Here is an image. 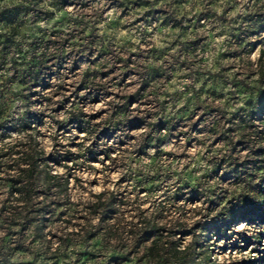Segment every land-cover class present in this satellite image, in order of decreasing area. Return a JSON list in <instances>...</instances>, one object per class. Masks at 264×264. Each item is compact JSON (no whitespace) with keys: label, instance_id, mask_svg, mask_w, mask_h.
<instances>
[{"label":"rangeland","instance_id":"1","mask_svg":"<svg viewBox=\"0 0 264 264\" xmlns=\"http://www.w3.org/2000/svg\"><path fill=\"white\" fill-rule=\"evenodd\" d=\"M0 101V151L68 182L20 219L0 173V264H163L264 175V0H0ZM258 231L212 233L210 264H264Z\"/></svg>","mask_w":264,"mask_h":264},{"label":"trees","instance_id":"2","mask_svg":"<svg viewBox=\"0 0 264 264\" xmlns=\"http://www.w3.org/2000/svg\"><path fill=\"white\" fill-rule=\"evenodd\" d=\"M18 9V6H11L8 10L5 9L6 11L2 12L5 23L11 26L14 25L15 19L19 14ZM3 105L4 103L0 101V111H2ZM258 109L264 112V106L258 107ZM26 114L28 115L22 118V122L18 123L17 126H12L10 131H22L29 127L30 114ZM26 147V144L14 142L12 145L5 147L2 152L0 151V173L8 175V178H5L10 187L9 194L15 203L14 206H8L4 210L10 215L14 213L13 215L20 219H27L30 213L38 215L45 213V205L34 208L39 203L34 200L38 197L43 199L50 196L52 190H57V192L61 193V191H65L68 183L67 178L62 179L61 175L52 173L50 169L39 170L38 152L33 148L27 149ZM53 157L55 161H58L57 157ZM42 161L44 162L45 159ZM37 187L42 189L41 192L37 191ZM249 187L250 194L248 196L238 199L231 207L222 206L212 218L200 223L198 232L195 233L194 240L189 246L183 249H177L176 246L169 248L172 251L169 257L165 254L167 258L163 259V264H210V253H208L210 243L205 244V241L212 233L222 232L225 227L238 217L243 218L259 211L262 212L264 217V175H261L257 182L250 183ZM95 199L91 206L102 210V220L108 219L110 215H106V213L111 210L113 205L112 198L102 199V194H97ZM56 205L60 206L62 204ZM16 206L19 207L18 211H16ZM32 221L29 220L28 224H23V226L31 224ZM149 228L144 231V240L152 237L151 235L153 234L151 233L155 231L153 227L149 226ZM262 235H264V231H258L255 234L256 239L254 241L260 243ZM249 241H251L250 237L244 238V242L248 243ZM169 249L164 248L167 251H170ZM148 251L150 254H153V252L157 253L155 242L148 247ZM194 255L201 257L200 262L194 260ZM257 260L264 263V253ZM254 261L256 260L247 259L242 264H251Z\"/></svg>","mask_w":264,"mask_h":264}]
</instances>
